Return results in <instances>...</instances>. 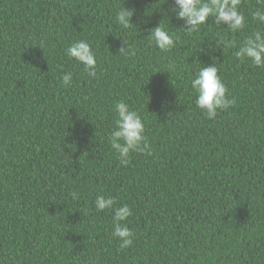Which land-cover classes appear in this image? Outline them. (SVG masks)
Segmentation results:
<instances>
[{"label": "trees", "instance_id": "16d2710c", "mask_svg": "<svg viewBox=\"0 0 264 264\" xmlns=\"http://www.w3.org/2000/svg\"><path fill=\"white\" fill-rule=\"evenodd\" d=\"M172 4L0 0V264H264V68L235 56L264 30L256 0H242L243 30L210 19L191 35ZM123 5L135 13L128 29L115 19ZM156 20L178 36L168 52L149 37ZM78 40L96 53L95 77L66 54ZM214 59L236 103L209 120L190 81ZM120 101L139 111L151 145L126 166L109 145ZM97 195L132 208L131 247Z\"/></svg>", "mask_w": 264, "mask_h": 264}, {"label": "clouds", "instance_id": "9594fccd", "mask_svg": "<svg viewBox=\"0 0 264 264\" xmlns=\"http://www.w3.org/2000/svg\"><path fill=\"white\" fill-rule=\"evenodd\" d=\"M256 10L251 13L252 19L264 25V0H256ZM175 18L182 21L183 30L188 35L198 32L210 19L217 25L226 26L231 32L243 30L247 23V17L242 10V0H173L169 9ZM134 10L119 7L115 12L116 22L124 29L130 28ZM167 15V13H166ZM160 22V21H159ZM154 21L153 29L150 28V39L162 52H168L175 48L178 36L169 31L168 27ZM159 23V25H158ZM149 27V23L147 24ZM158 25V26H157ZM226 47H234L232 41H223ZM127 49L121 48L120 53ZM66 54L70 59L83 65L85 72L92 77L97 74V56L91 44L85 40L72 43ZM235 56L240 60H250L253 65L264 68V30H258L245 39ZM175 64L168 66V73L174 71ZM73 83V74L67 72L62 76V84L67 87ZM190 86L195 93V105L209 120H214L220 111L230 109L236 100L228 98V89L219 75V68L215 63L199 68ZM115 127L110 133V146L118 154L122 165L130 162L133 153L148 152L151 154V145L145 135V122L139 111L131 108L124 101L115 104ZM116 198L111 196L97 195L94 206L97 212L112 210L113 232L112 235L119 241L121 248H129L133 244L134 232L126 225L129 217L133 215L132 208L123 204L116 206Z\"/></svg>", "mask_w": 264, "mask_h": 264}, {"label": "bare ground", "instance_id": "6f19581e", "mask_svg": "<svg viewBox=\"0 0 264 264\" xmlns=\"http://www.w3.org/2000/svg\"><path fill=\"white\" fill-rule=\"evenodd\" d=\"M30 1V0H29ZM39 1V0H38ZM66 1V0H65ZM71 2V1H70ZM75 3V2H74ZM29 4V3H28ZM72 5V4H71ZM78 5V4H77ZM1 6V5H0ZM10 6V5H9ZM23 6V5H22ZM24 7V6H23ZM71 7V6H70ZM75 7V6H74ZM83 7V6H82ZM20 8V7H19ZM15 10V9H14ZM22 10H24V9H22ZM82 10V9H81ZM18 11V10H17ZM39 11V10H38ZM71 11V10H70ZM22 13V12H21ZM27 13V12H26ZM12 14V13H11ZM77 14V13H76ZM3 15V14H2ZM8 15V14H7ZM13 15V14H12ZM78 15V14H77ZM174 15V14H173ZM19 17V16H18ZM102 17V16H101ZM100 17V18H101ZM11 18H12V16H11ZM17 20V19H16ZM19 21H20V19H19ZM9 22V21H8ZM84 22V21H83ZM170 22V21H169ZM29 23V22H28ZM30 25V24H29ZM166 25V24H165ZM11 26H12V24H11ZM81 26H82V24H81ZM96 26H97V24H96ZM100 26V25H99ZM16 28V27H15ZM83 28V27H82ZM26 29V28H25ZM89 29V28H88ZM19 33H20V31H19ZM18 35V34H17ZM6 37V36H5ZM81 38V37H80ZM9 39V38H8ZM99 39V38H98ZM98 41V40H97ZM240 46V45H239ZM103 48H104V46H103ZM227 48V47H226ZM39 51V50H38ZM42 51V50H41ZM98 51V50H97ZM101 51V50H100ZM14 52V51H13ZM20 52H21V50H20ZM41 53V52H40ZM23 55V54H22ZM233 55V54H232ZM19 57V56H18ZM102 60V59H101ZM31 84V83H30ZM29 84V85H30ZM40 87V86H39ZM42 89V88H41ZM40 89V90H41ZM42 91V90H41ZM38 93V92H37ZM175 95V94H174ZM34 96V95H33ZM38 96V95H37ZM39 97V96H38ZM180 98V97H179ZM38 100V99H37ZM172 100V99H171ZM37 102V101H36ZM38 102H40V101H38ZM116 102V101H115ZM172 102V101H171ZM175 103V102H174ZM173 104V103H172ZM114 108V107H113ZM101 114V113H100ZM105 115V114H104ZM148 117V116H147ZM110 118V117H109ZM147 119V118H146ZM151 119V118H150ZM149 119V120H150ZM156 119V118H155ZM264 121V120H263ZM154 122V121H153ZM153 124V123H152ZM235 124V123H234ZM188 125V124H187ZM238 125V124H237ZM239 127H240V125H238ZM148 127V126H147ZM107 131V130H106ZM159 131V130H158ZM264 131V130H263ZM192 133V132H191ZM197 133V132H196ZM199 134V133H198ZM99 135V134H98ZM176 135V134H175ZM219 135V134H218ZM198 138V137H197ZM196 138V139H197ZM217 139V138H216ZM202 140H204V139H202ZM212 140V139H211ZM95 141V140H94ZM192 141V140H191ZM217 141V140H216ZM194 142V141H193ZM206 142V141H205ZM102 143V142H101ZM192 143V142H191ZM207 143V142H206ZM98 144V143H97ZM227 144V143H226ZM99 145V144H98ZM110 145V144H109ZM200 145V144H199ZM210 145V144H209ZM228 145V144H227ZM95 147V146H94ZM217 147V146H216ZM223 147H224V145H223ZM226 147V146H225ZM196 148V147H195ZM109 150V149H108ZM102 152V151H101ZM194 152V151H193ZM209 152H211V151H209ZM220 152V151H219ZM116 155V154H115ZM216 155V154H215ZM115 157V156H114ZM93 159V158H92ZM112 159V158H111ZM192 159V158H191ZM176 160V159H175ZM205 160V159H204ZM104 161H106V160H104ZM141 161H142V159H141ZM139 162V161H138ZM137 162V163H138ZM105 163V162H104ZM111 164V163H110ZM136 164V163H135ZM180 164V163H179ZM73 165V164H72ZM71 165V166H72ZM104 165V164H103ZM102 165V166H103ZM171 165V164H170ZM175 166V165H174ZM94 167V166H93ZM180 167V166H179ZM221 167V166H220ZM100 168V167H99ZM104 168V167H103ZM59 169V168H58ZM87 169V168H86ZM246 169V168H245ZM73 170V169H72ZM84 170V169H83ZM88 170V169H87ZM69 171V170H68ZM112 172V171H111ZM138 172V171H137ZM69 173V172H68ZM78 173V172H77ZM117 173V172H116ZM124 173V172H123ZM134 173V172H133ZM144 173H146V172H144ZM148 173V172H147ZM237 173V172H236ZM59 174V173H58ZM61 174H62V172H61ZM70 174V173H69ZM233 174V173H232ZM115 175V174H114ZM137 175H138V173H137ZM91 176V175H90ZM124 176V175H123ZM139 176V175H138ZM165 176V175H164ZM228 176V175H227ZM75 177V176H74ZM78 177V176H77ZM117 177H119V176H117ZM140 177V176H139ZM254 177V176H253ZM61 178V177H60ZM71 178V177H70ZM230 178V177H229ZM66 179V178H65ZM64 179V180H65ZM68 179V178H67ZM166 179V178H165ZM169 179V178H168ZM201 179V178H200ZM228 179V178H227ZM263 179V178H262ZM70 180V179H69ZM107 180V179H106ZM124 180V179H123ZM132 180V179H131ZM150 180V179H149ZM115 181V180H114ZM64 182V181H63ZM121 182V181H120ZM196 182H198V181H196ZM73 183V182H72ZM145 183V182H144ZM201 183V182H200ZM221 183V182H220ZM63 184V183H62ZM148 185V184H147ZM163 185V184H162ZM202 186V185H201ZM237 186H239V185H237ZM133 187V186H132ZM152 187H153V185H152ZM139 188H140V186H139ZM159 189V188H158ZM211 189V188H210ZM233 189V188H232ZM118 190V189H117ZM147 190V189H146ZM57 191H61V190H57ZM205 191V190H204ZM145 192V191H144ZM241 192V191H240ZM108 193V192H107ZM119 193V192H118ZM140 193V192H139ZM161 193V192H160ZM227 193V192H226ZM65 194V193H64ZM67 194V193H66ZM122 194V193H121ZM147 194V193H146ZM204 194V193H203ZM250 194V193H249ZM124 195H126V194H124ZM141 195V194H140ZM198 195V194H197ZM211 195H213V194H211ZM215 195V194H214ZM70 196V195H69ZM133 196V195H132ZM210 196V195H209ZM66 197V196H65ZM121 197H122V195H121ZM139 199V198H138ZM231 199V198H230ZM169 200V199H168ZM197 200H198V197H197ZM79 201H80V199H79ZM196 201V200H195ZM218 201V200H217ZM228 201V200H227ZM147 202V201H146ZM162 202V201H161ZM78 203V202H77ZM203 203V202H202ZM83 205V204H82ZM157 205V204H156ZM86 206V205H85ZM146 206V205H145ZM154 206V205H153ZM162 206V205H161ZM185 206V205H184ZM189 206V205H188ZM222 206V205H221ZM183 207V206H182ZM91 208V207H90ZM152 208V207H151ZM158 208V207H157ZM156 208V209H157ZM71 209V208H70ZM137 209V208H136ZM143 209V208H142ZM171 210V209H170ZM190 211V210H189ZM166 212V211H165ZM164 212V213H165ZM217 212V211H216ZM218 213V212H217ZM192 214H194V213H192ZM172 215V214H171ZM208 216V215H207ZM53 217H55V216H53ZM83 217V216H82ZM98 217V216H97ZM165 217V216H164ZM63 218V217H62ZM89 218V217H88ZM84 219V218H83ZM215 219V218H214ZM55 220V219H54ZM97 220V219H96ZM168 220V219H167ZM146 221V220H145ZM160 221V220H159ZM173 221V220H172ZM212 221V220H211ZM251 221V220H250ZM143 222H144V220H143ZM203 222V221H202ZM59 223V222H58ZM129 223V222H128ZM147 223H149V222H147ZM170 223V222H169ZM168 223V224H169ZM91 224V223H90ZM135 224V223H134ZM84 225V224H83ZM220 225V224H219ZM213 226V225H212ZM90 227V226H89ZM149 227V226H148ZM77 228V227H76ZM82 228V227H81ZM155 228V227H154ZM149 229V228H148ZM174 229V228H173ZM214 229V228H213ZM80 231V230H79ZM96 231V230H95ZM216 231V230H215ZM91 232V231H90ZM101 232V231H100ZM150 232H152V231H150ZM152 234V233H151ZM83 235V234H82ZM98 235V234H97ZM105 236V235H104ZM86 237V236H85ZM97 237V236H96ZM105 239V238H104ZM249 239V238H248ZM92 241V240H91ZM206 241V240H205ZM209 241V240H208ZM246 241V240H245ZM55 243V242H54ZM244 243V242H243ZM112 245V244H111ZM102 247V246H101ZM83 250V249H82ZM86 250V249H85ZM88 250V249H87ZM112 250V249H111ZM186 250V249H185ZM103 251V250H102ZM109 251V250H108ZM124 251V250H123ZM111 252V251H110ZM191 252V251H190ZM107 253V252H106ZM110 254V253H109ZM210 254V253H209ZM191 255V254H190ZM202 255V254H201ZM217 256V255H216ZM215 257V256H214ZM80 258V257H79ZM251 259V258H250ZM247 261H248V259H247ZM256 261V260H255ZM118 262H120V261H118ZM254 262V261H253ZM199 263V262H198Z\"/></svg>", "mask_w": 264, "mask_h": 264}]
</instances>
